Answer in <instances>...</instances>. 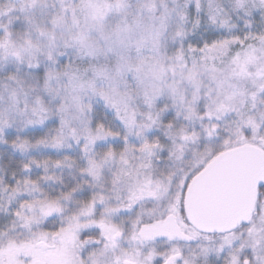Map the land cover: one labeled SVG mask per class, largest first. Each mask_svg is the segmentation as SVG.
<instances>
[{
    "label": "snow or ice",
    "instance_id": "6c2138e0",
    "mask_svg": "<svg viewBox=\"0 0 264 264\" xmlns=\"http://www.w3.org/2000/svg\"><path fill=\"white\" fill-rule=\"evenodd\" d=\"M0 264H264V0H0Z\"/></svg>",
    "mask_w": 264,
    "mask_h": 264
}]
</instances>
